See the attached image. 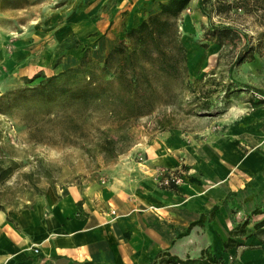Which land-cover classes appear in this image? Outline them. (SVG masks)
Returning <instances> with one entry per match:
<instances>
[{"label":"rangeland","instance_id":"1","mask_svg":"<svg viewBox=\"0 0 264 264\" xmlns=\"http://www.w3.org/2000/svg\"><path fill=\"white\" fill-rule=\"evenodd\" d=\"M124 1L0 0V172L12 169L11 175L0 181L2 211L24 208L27 202L50 189L59 191L105 178L114 162H107L93 149L105 136L104 131H109L106 135L110 136L131 134L134 148L148 144L164 132L207 127L201 124L206 117L195 112V101L179 80L162 81L169 91L165 97L168 101L162 99L153 114L131 119L125 126L120 119L123 110L113 106L120 116L111 117L106 101L92 102L86 107L67 98L49 105L35 99L17 100L24 78L51 77L74 67L86 49H90L92 58L102 62L125 31L138 24L140 15L155 11L159 2L134 12L132 1ZM239 1L205 2L207 18L197 9V0H192L175 21L186 50L187 79L191 82L205 76L221 83L218 90L210 87L209 116L221 121L246 106L253 108L248 106L250 103L264 100L244 92L223 98L230 79L264 89V19L260 11H244ZM79 8L84 10L77 12ZM210 24L235 31L224 37L209 32ZM242 35L247 38V50ZM68 38L77 40L78 47L67 51L58 48ZM241 55L244 62L234 65ZM76 80L81 83L78 76ZM69 87L77 88L72 83ZM198 90L199 86L194 93ZM7 92H11L9 98H5ZM86 146L91 153H85Z\"/></svg>","mask_w":264,"mask_h":264},{"label":"crops","instance_id":"2","mask_svg":"<svg viewBox=\"0 0 264 264\" xmlns=\"http://www.w3.org/2000/svg\"><path fill=\"white\" fill-rule=\"evenodd\" d=\"M127 1L134 12L153 3ZM250 105L224 121L206 117L204 129L171 130L131 148L103 183L50 189L24 208L0 210V264H158L164 252L264 264V100ZM159 167L180 174L181 186L157 187ZM244 222L233 237L240 246L224 252Z\"/></svg>","mask_w":264,"mask_h":264},{"label":"trees","instance_id":"3","mask_svg":"<svg viewBox=\"0 0 264 264\" xmlns=\"http://www.w3.org/2000/svg\"><path fill=\"white\" fill-rule=\"evenodd\" d=\"M207 1L209 0H197V9L208 18L203 9ZM152 2L156 3L158 0H152ZM191 2L192 0L158 2L155 11L146 14V18L139 24L125 31L123 37L114 43L102 62L92 58L90 49H86L74 67L57 72L51 77L41 75L32 79L24 78L23 87L16 95L17 100L35 99L40 104L49 105L58 99L67 98L70 102L86 107L92 102L106 101L111 107L109 111L111 117L120 116L112 108L113 106H119L123 110L120 119L125 126L131 119L153 114L156 111L157 103L161 102L162 99L165 103L168 101V98L165 97L169 95V91L167 85L162 84V81L174 82L179 80L191 93L190 98L195 101V112L202 113L203 117L211 116L212 94L210 87L218 90L221 83L205 76L191 82L187 79L186 50L180 42L175 24L177 18ZM239 3L246 12H249V9L260 11L264 19V0H241ZM84 9L79 8L76 11L80 12ZM208 30L224 37H229L235 31L231 27L217 29L211 24L208 25ZM241 37L245 39L244 47L247 50L249 46L247 38L243 35ZM78 45L77 40L68 38L58 48L67 51L76 49ZM243 62L244 57L241 55L236 59L234 65H240ZM58 63L59 58L55 61L54 68L57 67ZM113 63H115L114 68L112 67ZM231 69L230 67L229 71ZM77 76L81 83L76 80ZM38 79L39 81L35 83ZM74 79L76 82H72ZM71 83L77 88H70ZM198 86V93H194ZM224 88L223 98H227L229 94L236 92L264 97V91L232 79H230V85ZM5 95V98H9L11 92H7ZM157 129H159V125ZM104 133L105 136L93 149L94 151L97 149V153L107 162H115L133 146L129 133L116 136L106 135L109 131H104ZM84 151L89 154L92 150L86 146ZM11 173V168L2 170L0 181L8 178ZM244 221L247 220L244 219ZM245 224L246 222L241 224L240 229L238 227L231 232L232 236L223 245L224 252L237 249L240 246L233 237L241 236L244 233L243 226ZM158 264H223V260L210 253L198 259L181 260L164 252L159 256Z\"/></svg>","mask_w":264,"mask_h":264},{"label":"built area","instance_id":"4","mask_svg":"<svg viewBox=\"0 0 264 264\" xmlns=\"http://www.w3.org/2000/svg\"><path fill=\"white\" fill-rule=\"evenodd\" d=\"M138 163H144V158L142 156H138ZM103 183V178L100 179ZM153 181L155 185L159 188H170V187H178L181 186L183 180L182 176L178 174L175 170L167 169V168H156L154 170ZM34 252L38 254V250L35 249Z\"/></svg>","mask_w":264,"mask_h":264}]
</instances>
